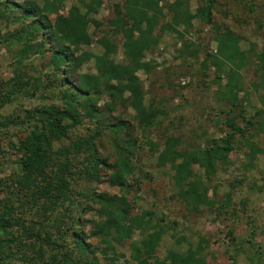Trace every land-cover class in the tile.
<instances>
[{
  "label": "trees",
  "instance_id": "16d2710c",
  "mask_svg": "<svg viewBox=\"0 0 264 264\" xmlns=\"http://www.w3.org/2000/svg\"><path fill=\"white\" fill-rule=\"evenodd\" d=\"M65 1L0 0V21L7 19L19 26L7 41L10 45H23L12 66L13 76L0 78V109L23 97L36 98L46 89L59 99L23 108L16 116H8L3 124L5 134L12 126L25 125L26 135L19 141L20 157L15 169L7 177L0 176V264H116L120 256L117 246L126 240H132L128 263L205 264L204 238L197 248L171 249L163 259L155 258L169 225L152 212L132 215L127 198L128 181L138 168L132 157L140 148V137L133 135V125L122 115L111 121L106 112H114L120 105L132 107L145 137L153 127L162 126L159 115L163 111L153 100L146 101L139 75L142 70L151 74L159 66L147 59L148 53L160 45L163 33L169 32L180 41L179 58H199L201 45L190 37L195 21L211 26L215 30V49L205 48L202 64L216 72L217 99L229 105L228 109L222 108L227 113L223 122L228 130L219 137L202 131L204 143L192 149L186 147L183 134H165L157 166L169 165L173 170L176 199L193 209L214 207L216 201L209 194L208 184L212 174L220 166L232 164L230 154L237 139H245L250 127L264 134V118L256 124L241 105V94L250 93L242 81L243 71L253 62L258 63L261 74L252 86L257 92L264 89V52L255 54L242 49V38L233 30L222 28L213 15L217 0H201L195 12L190 0H112L113 15L106 28H102L104 20L96 17L104 0H76L63 13ZM91 25L102 28L100 37L94 38ZM118 36L122 39L121 49L116 42ZM95 42L102 47L100 54L87 49ZM47 51L55 75V84L50 87L43 85L40 77L38 83L33 82L38 77L23 63L24 56ZM119 51L122 57L117 59ZM92 59L95 73L80 72L76 79L68 80ZM57 86L62 89L61 95L53 89ZM102 98H106L104 106L100 105ZM239 118L244 124L239 123ZM87 120H97V126L87 135L79 134L77 129ZM105 132L127 136L115 141L116 158L112 163L98 150ZM147 144L155 151L157 143L147 140ZM252 151L254 155L262 149L253 146ZM196 166L205 169L206 178ZM103 170L112 171V185L126 189L122 195L97 192L82 185L100 182ZM77 194L100 204L98 220L90 234L81 228V215L71 210ZM231 201L228 193L225 205L230 206ZM86 210L83 208L81 214ZM137 232L140 238H135ZM229 234L234 242L233 230ZM92 237L99 241L98 245L91 241Z\"/></svg>",
  "mask_w": 264,
  "mask_h": 264
},
{
  "label": "rangeland",
  "instance_id": "374dc122",
  "mask_svg": "<svg viewBox=\"0 0 264 264\" xmlns=\"http://www.w3.org/2000/svg\"><path fill=\"white\" fill-rule=\"evenodd\" d=\"M75 2L76 0H66L61 11L67 13ZM199 4L201 0H190L193 12ZM112 15V0H104L100 13L96 15L97 19L104 20L105 25L102 28H106L107 20ZM213 15L223 29L233 30L242 38V49L255 54L264 52V0H217ZM169 18L170 15L166 20ZM18 28V24L13 21L7 19L0 21V36L3 37L0 44V78L2 79H10L13 76V63L23 47L21 44L10 45L7 41V37L11 38L10 35ZM102 28L90 26V32L93 33L94 38L102 35ZM214 34L215 30L211 26L195 21V30L190 37L201 45L199 58L196 56L179 58L180 41L175 34L169 32H164L160 45L148 53L147 59H153L159 66L151 74L142 70L139 75L143 80L146 101L149 103L153 100L154 104L163 111L159 115L163 121L162 126L153 127L149 135L145 137L142 136V131L135 121V110L132 107L120 105L114 112L108 109L109 112L107 110L106 115L111 121H115L117 115H122L133 125V135L140 137V148L132 157L138 168L128 181L127 198L132 208V215L152 212L155 216L162 218L163 223L169 225L156 250L155 258L163 259L171 249L187 251L189 248H197L201 239L204 238V254L207 257L205 264H264L263 133H258L255 128L250 127L249 135L245 139L242 137L237 139L236 148L230 154L232 164L220 166L217 172L212 174L208 184L211 186L209 194L216 201L214 207L202 206L193 209L176 199L172 179L173 170L169 165L157 166V157L163 149L165 134H183L186 147L192 149L204 143L205 139L201 137L202 131H207L208 136L219 137L225 135V131L228 130L223 122L227 113L222 112V108L228 109L229 105L217 99L218 85L214 68L207 69L202 64L205 48L215 49ZM116 42L120 48L121 36L116 37ZM87 49L95 54L102 52V47L96 42ZM116 57L117 59L122 57L120 51ZM252 59L256 60V56ZM49 60L50 52L48 51L24 56V65L28 66L32 75L38 77L33 82L38 83L40 77L43 85L50 87L51 84H55V75L52 73ZM80 72L95 73L94 59L72 73L68 80L76 79ZM260 74L258 63L253 62L244 69L242 79L245 89L250 93L247 96L241 94V105L246 110V116L253 117L256 124L264 118V98H262L264 89L257 92L252 86L253 82L259 81ZM223 82L226 81L223 80ZM58 86L53 89L61 95L62 89ZM105 99H101V106L105 105ZM58 100L52 95L50 89H46L36 98L23 97L18 102L7 104L0 109L1 177H7L15 169L20 157L19 141L26 135L25 125L12 126L8 134L3 133V124L7 117L16 116L23 108H34L45 101L54 103L59 102ZM95 121L87 120L84 126L77 129V132L84 135L91 133L97 126ZM239 123L244 124L241 118ZM73 137L75 138V135ZM123 138H127L126 134L105 132L101 142L98 143L99 154L103 157L108 156L110 162H114L115 141H123ZM147 140L157 143L155 151L147 144ZM253 146L259 147L262 151L253 155ZM196 169L206 178L204 168L196 166ZM111 172L101 171L100 182L80 183L91 190L96 189L97 192L122 195L126 189L111 184ZM228 193L232 196L230 206L225 205ZM76 197L74 205L71 204V210L74 214L81 215V228L90 234L94 228V221L98 220L100 204L83 198L79 194ZM83 208L87 210L81 214ZM230 230L234 232V242L229 234ZM140 237L137 232L135 238ZM91 241L96 245L99 243L95 237H92ZM131 242L132 240H126L122 245L117 246L120 256L116 264H135L127 262L132 254Z\"/></svg>",
  "mask_w": 264,
  "mask_h": 264
}]
</instances>
